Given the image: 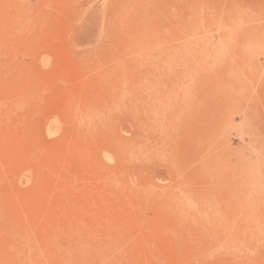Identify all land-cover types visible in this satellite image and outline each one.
<instances>
[{
  "label": "rangeland",
  "instance_id": "rangeland-1",
  "mask_svg": "<svg viewBox=\"0 0 264 264\" xmlns=\"http://www.w3.org/2000/svg\"><path fill=\"white\" fill-rule=\"evenodd\" d=\"M0 264H264V0H0Z\"/></svg>",
  "mask_w": 264,
  "mask_h": 264
}]
</instances>
